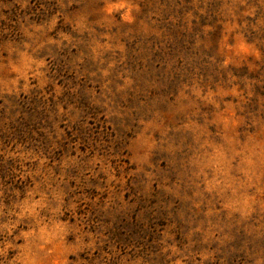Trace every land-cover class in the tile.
Returning a JSON list of instances; mask_svg holds the SVG:
<instances>
[{
    "label": "rangeland",
    "instance_id": "rangeland-1",
    "mask_svg": "<svg viewBox=\"0 0 264 264\" xmlns=\"http://www.w3.org/2000/svg\"><path fill=\"white\" fill-rule=\"evenodd\" d=\"M0 264H264V0H0Z\"/></svg>",
    "mask_w": 264,
    "mask_h": 264
}]
</instances>
